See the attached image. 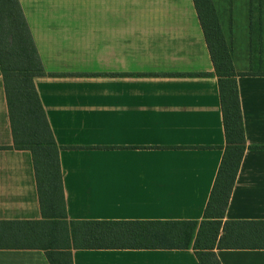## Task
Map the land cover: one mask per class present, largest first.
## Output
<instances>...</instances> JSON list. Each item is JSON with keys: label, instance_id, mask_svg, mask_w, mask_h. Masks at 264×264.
<instances>
[{"label": "crops", "instance_id": "0c3cea01", "mask_svg": "<svg viewBox=\"0 0 264 264\" xmlns=\"http://www.w3.org/2000/svg\"><path fill=\"white\" fill-rule=\"evenodd\" d=\"M18 1L46 72L33 81L60 147L66 220H202L224 133L193 1ZM211 2L247 70L250 0ZM236 82L246 143L264 146V75ZM11 145L0 74V147ZM226 219L264 220V148L245 150ZM42 220L30 152L0 148V222ZM214 251L220 264H264V248ZM70 252L72 264H199L190 248ZM0 264L50 262L46 249L8 247Z\"/></svg>", "mask_w": 264, "mask_h": 264}, {"label": "trees", "instance_id": "16d2710c", "mask_svg": "<svg viewBox=\"0 0 264 264\" xmlns=\"http://www.w3.org/2000/svg\"><path fill=\"white\" fill-rule=\"evenodd\" d=\"M217 79L224 133L221 159L202 220L67 221L55 142L34 77L45 75L18 0H0V74L12 145L31 154L44 220L16 232L21 222H0V248H42L50 264H72L71 248L192 249L199 264H220L214 248H264V220H223L242 156L247 148L236 77L264 75V28L255 42L249 13V68L236 71L211 0H192ZM252 0H250V8ZM205 74V73H204ZM100 75V74H92ZM203 75V74H193ZM35 223V224H34ZM34 224V225H33Z\"/></svg>", "mask_w": 264, "mask_h": 264}, {"label": "rangeland", "instance_id": "374dc122", "mask_svg": "<svg viewBox=\"0 0 264 264\" xmlns=\"http://www.w3.org/2000/svg\"><path fill=\"white\" fill-rule=\"evenodd\" d=\"M227 1H231L234 4L235 0H227ZM236 1L243 2L246 0H236ZM250 9H251V16H252L251 17L252 25L254 28L253 36H254L255 42H256L258 39V36H259L258 23L259 22L262 23V26L264 28V0H252V5H251ZM263 41H264V39H263ZM248 57H249V55H248ZM248 68H249V66H248Z\"/></svg>", "mask_w": 264, "mask_h": 264}]
</instances>
